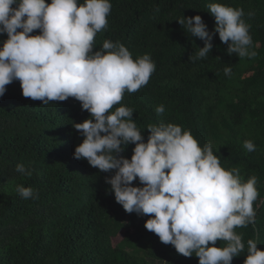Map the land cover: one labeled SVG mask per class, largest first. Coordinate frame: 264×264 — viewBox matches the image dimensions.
<instances>
[{
    "label": "trees",
    "instance_id": "obj_1",
    "mask_svg": "<svg viewBox=\"0 0 264 264\" xmlns=\"http://www.w3.org/2000/svg\"><path fill=\"white\" fill-rule=\"evenodd\" d=\"M213 2L243 9L254 57L229 55L228 44L216 33L211 52L195 59L204 40L191 36L177 19L199 14L211 32L215 18L207 5ZM111 4L107 27L96 34L93 51L106 39L119 41L134 59L150 54L156 64L149 82L136 92L126 91L116 105L134 110L145 142L149 124L174 123L190 130L201 147L210 143L222 167L239 168L244 181L258 178L255 222L235 229L245 249L232 264H244L249 239L264 250V0ZM6 39L7 33L0 34V47ZM226 67L232 69L230 75H225ZM159 105L163 114L155 111ZM88 118L90 112L74 97L44 105L24 97L19 80L6 85L0 97V264H199V257L179 254L147 230L148 216L128 213L116 202L105 181L115 170L102 172L87 159L74 158L84 137L73 123ZM245 140L254 142L255 151L244 148ZM134 147L127 145L119 155L131 159ZM20 163L32 170L31 176L16 171ZM20 184L38 198H22L16 191ZM133 185L142 186L139 178ZM118 234L122 237L114 244ZM223 243L218 240L216 246Z\"/></svg>",
    "mask_w": 264,
    "mask_h": 264
},
{
    "label": "clouds",
    "instance_id": "obj_2",
    "mask_svg": "<svg viewBox=\"0 0 264 264\" xmlns=\"http://www.w3.org/2000/svg\"><path fill=\"white\" fill-rule=\"evenodd\" d=\"M111 8V0H0V34L7 33L0 47V97L6 85L19 80L23 96L44 105L69 97L80 101L90 118L73 123L84 137L74 158L87 159L102 172L115 170L105 181L116 202L128 213L148 216L146 229L162 243L185 257H199V264H232L245 249L235 229L255 222L258 178L244 181L239 168L222 167L210 143L201 147L190 130L174 123L149 124L145 142L134 110L116 105L126 91L136 92L149 82L156 64L150 54L134 59L119 41L106 39L93 51ZM207 9L215 18L211 32L199 14L177 19L191 36L204 40L195 59L211 52L216 33L228 44L229 55H256L242 8L213 2ZM37 29L40 33L32 35ZM231 71L224 69L225 75ZM155 111L163 114L165 108L159 105ZM129 144H135L131 159L119 155ZM243 146L256 149L252 140ZM16 171L32 175L23 163ZM137 178L142 186L133 185ZM16 191L24 199L38 198L23 184ZM218 240L223 245L216 246ZM257 243L247 241L244 264H264Z\"/></svg>",
    "mask_w": 264,
    "mask_h": 264
},
{
    "label": "rangeland",
    "instance_id": "obj_3",
    "mask_svg": "<svg viewBox=\"0 0 264 264\" xmlns=\"http://www.w3.org/2000/svg\"><path fill=\"white\" fill-rule=\"evenodd\" d=\"M121 237H122V234H118L116 237H114L113 239L114 244L118 242L121 239Z\"/></svg>",
    "mask_w": 264,
    "mask_h": 264
}]
</instances>
